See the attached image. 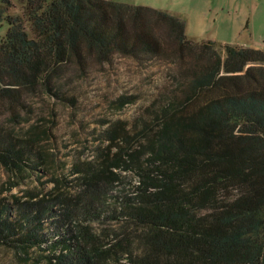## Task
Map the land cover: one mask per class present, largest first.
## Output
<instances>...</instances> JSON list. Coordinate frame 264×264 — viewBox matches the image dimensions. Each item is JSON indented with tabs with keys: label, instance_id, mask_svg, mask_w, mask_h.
<instances>
[{
	"label": "trees",
	"instance_id": "1",
	"mask_svg": "<svg viewBox=\"0 0 264 264\" xmlns=\"http://www.w3.org/2000/svg\"><path fill=\"white\" fill-rule=\"evenodd\" d=\"M11 5L1 0L7 123L28 122L38 95L75 106L76 78L117 58L163 71L134 125L115 121L96 158L50 173L48 189L27 185L49 161L48 127L0 120V245L24 263L41 248L45 264H264V50L193 41L150 6L22 0L5 14ZM122 170L137 180L121 183Z\"/></svg>",
	"mask_w": 264,
	"mask_h": 264
},
{
	"label": "rangeland",
	"instance_id": "2",
	"mask_svg": "<svg viewBox=\"0 0 264 264\" xmlns=\"http://www.w3.org/2000/svg\"><path fill=\"white\" fill-rule=\"evenodd\" d=\"M22 0H11L5 14H20ZM132 5L150 6L175 16L184 22L186 36L197 42L213 41L216 45L230 44L264 50V0H115ZM1 3V0H0ZM8 21L0 20V41L8 30ZM26 29L30 31L28 24ZM31 33V32H30ZM163 71L162 66L145 67L130 58H117L112 66L104 71H93L87 78H76L79 87L75 93L78 102L75 106L52 103L40 95L30 99L32 112L28 122L12 125L5 115L1 122L14 126L15 131L25 132L32 123L40 128L48 127L43 145L49 161L47 166L36 171L27 185H39L48 189L50 173H69L72 163L81 159H94L98 149L105 145V131L115 121H125L133 126L143 113L142 103L154 91V80ZM131 95L133 103L121 106L119 98ZM138 147L140 144L136 142ZM7 173L0 167V186ZM121 183L126 186L137 178L130 171H121ZM42 183H44L42 185ZM122 184V185H124ZM21 186L10 193L21 194ZM47 228L49 225L46 226ZM44 246V245H42ZM31 262L24 263L13 249L0 245V264H45L36 261L44 253L36 248ZM47 253V251L45 250ZM39 259V258H38ZM37 259V260H38Z\"/></svg>",
	"mask_w": 264,
	"mask_h": 264
}]
</instances>
